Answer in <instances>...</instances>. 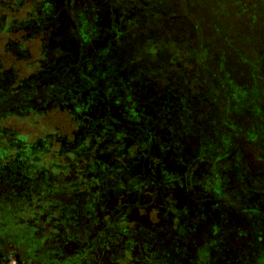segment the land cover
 I'll return each instance as SVG.
<instances>
[{
    "label": "rangeland",
    "instance_id": "rangeland-1",
    "mask_svg": "<svg viewBox=\"0 0 264 264\" xmlns=\"http://www.w3.org/2000/svg\"><path fill=\"white\" fill-rule=\"evenodd\" d=\"M0 264H264V0H0Z\"/></svg>",
    "mask_w": 264,
    "mask_h": 264
}]
</instances>
